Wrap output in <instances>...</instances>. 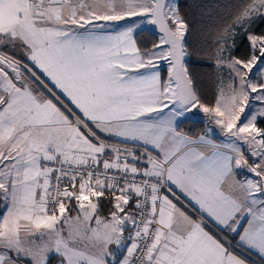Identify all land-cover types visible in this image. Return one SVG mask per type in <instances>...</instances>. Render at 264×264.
<instances>
[{
    "label": "snow or ice",
    "instance_id": "obj_1",
    "mask_svg": "<svg viewBox=\"0 0 264 264\" xmlns=\"http://www.w3.org/2000/svg\"><path fill=\"white\" fill-rule=\"evenodd\" d=\"M0 264H264V0H0Z\"/></svg>",
    "mask_w": 264,
    "mask_h": 264
},
{
    "label": "trees",
    "instance_id": "obj_2",
    "mask_svg": "<svg viewBox=\"0 0 264 264\" xmlns=\"http://www.w3.org/2000/svg\"><path fill=\"white\" fill-rule=\"evenodd\" d=\"M191 70H192L193 72H195V73H201V74H202L204 71H206V69H202V68H200V67H198V66H196V65L191 66ZM200 78H201V80L204 82V84L207 86L208 82H207L206 77H203V76L201 75ZM187 127H192L191 123L185 127V130H187ZM192 131H193L194 133H199L200 131H202V128H201L200 126L192 127Z\"/></svg>",
    "mask_w": 264,
    "mask_h": 264
}]
</instances>
